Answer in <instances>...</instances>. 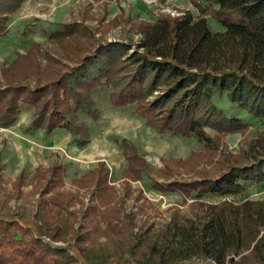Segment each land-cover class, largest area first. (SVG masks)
I'll return each mask as SVG.
<instances>
[{"label":"trees","instance_id":"obj_1","mask_svg":"<svg viewBox=\"0 0 264 264\" xmlns=\"http://www.w3.org/2000/svg\"><path fill=\"white\" fill-rule=\"evenodd\" d=\"M21 1L0 0V35L8 34L9 14ZM194 1L200 15L187 10L144 21L137 43L98 39L92 46H77L75 54L68 53L74 62L50 59L45 68L16 60L12 64L18 66L15 77L0 85V124H13L21 105L28 104L35 109L29 130L43 128L52 133L63 128L77 145L84 146L92 134L79 111L98 120L101 113L94 92L105 87L112 105L133 104L135 112L158 132L196 136L213 154L224 134L251 125L219 105L216 96L225 95L251 117L264 118V0H206V5ZM207 14L223 28L213 30ZM63 26L52 36L61 40L83 30L75 22ZM30 76L35 78L33 83ZM124 149L128 177L140 179L154 172L133 143L124 139ZM216 163L221 165L205 168L195 178L154 180L161 190H177L197 199L190 203L197 208L194 214L175 211L162 229L166 236L195 240L201 255L197 258L184 261L180 253L158 249L157 233L152 235L150 253L145 251L143 242L150 237L151 227L135 230L136 213L125 211L126 198L113 202L115 186L107 180L108 169L100 166L77 179L80 187L89 189L92 184L93 198L85 202L79 190L53 186L62 177V166L55 164L37 173L45 171L47 182L34 212L0 202V264H244L248 255L243 248V223L259 227L264 221L263 208H253L247 197L249 186L264 183V129L257 131L246 149L226 153ZM105 190L111 192L109 199L100 195ZM205 193L237 195L245 215L234 211V202L228 199L209 204L198 200ZM76 201L83 203L80 221L70 216L76 215L75 210L65 212V206ZM94 232L107 234L115 246L107 248L97 238L86 242ZM61 239L68 242L56 243ZM251 251L255 261L249 264H264V231L255 230Z\"/></svg>","mask_w":264,"mask_h":264},{"label":"rangeland","instance_id":"obj_2","mask_svg":"<svg viewBox=\"0 0 264 264\" xmlns=\"http://www.w3.org/2000/svg\"><path fill=\"white\" fill-rule=\"evenodd\" d=\"M200 1L204 5L208 3L206 0ZM187 10L196 16L202 13L194 0H22L9 14L8 34L0 35V85L15 77L18 66L12 64L16 60H25L29 64L36 62L42 68L50 59L72 63L74 61L68 59V53H77V46L83 47L84 43L91 45L98 39L137 43L142 37L139 30L142 22L154 21L169 13L179 15ZM207 18L213 30L223 28L212 14H207ZM72 22L79 23L83 30L61 40L52 36L55 31L62 30L64 24ZM88 28L90 30L86 31ZM65 47L68 50L65 51ZM29 78L33 83L34 76ZM94 98L101 113L98 120L79 111V116L87 122L92 134L91 141L84 146L77 145L70 132L63 128H57L52 133H46L43 128L29 130L35 109L28 104L21 105V112L13 124H0V202H5L12 209L34 212L47 182L45 171L37 173L55 164L62 166V177L53 186L62 190H79L81 199L90 202L93 198L92 184L87 189L80 187L76 181L103 166L105 170L108 169V182L115 186L116 196L112 201L126 198L123 205L125 211L136 213L135 230L139 228V231H144L147 226L151 227L150 237L143 242L145 251L150 253L148 248L155 241L152 235L157 233L160 237L156 243L158 249L180 253L184 261L201 256L195 240L169 237L162 230L175 211L194 214L197 208L190 206V203L197 199L177 190H161L154 185V180L191 179L198 177L205 168H217L221 164L216 161L226 153L238 154L250 145L257 131L264 129V118L251 117L225 95L216 96L219 105L246 118L251 125L244 130L224 134L218 149L211 154L196 136L158 132L147 123L146 118L135 112L133 104L124 107L112 105L109 90L105 87L97 89ZM207 129L215 135L213 129ZM124 139L136 146L138 154L153 169L152 176L144 173L142 178L134 179L126 175L129 158L124 149ZM54 191L49 195L52 196ZM110 193L105 190L100 195L103 199H109ZM247 193V197L253 201L251 206L262 207L264 211V183L249 186ZM223 199L234 202V211L238 210L241 217L245 215V206L237 195L205 193L198 200L209 204ZM82 207L83 203L76 201L65 206V212L75 210L76 215L70 216L79 220ZM104 226L100 223L101 228ZM242 229L244 253L248 255L244 264H249L255 261V254L251 251L253 235L257 229L264 231V221L259 227L244 222ZM94 238L102 241L107 248L115 246V242L101 232H94L91 240L86 242L91 243ZM67 242V239L56 241L63 245ZM241 255H237L236 259Z\"/></svg>","mask_w":264,"mask_h":264}]
</instances>
